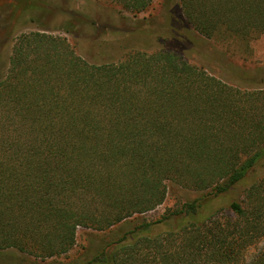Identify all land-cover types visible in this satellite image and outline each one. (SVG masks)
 Wrapping results in <instances>:
<instances>
[{
  "label": "trees",
  "instance_id": "1",
  "mask_svg": "<svg viewBox=\"0 0 264 264\" xmlns=\"http://www.w3.org/2000/svg\"><path fill=\"white\" fill-rule=\"evenodd\" d=\"M113 1L133 15L153 4ZM180 9L208 39L264 33V0ZM263 159L264 90L167 49L94 64L65 37L23 33L0 76V250L61 256L80 227L113 233L163 204L171 183L201 195L100 238L80 264H264V180L244 186ZM242 185L228 213L214 205Z\"/></svg>",
  "mask_w": 264,
  "mask_h": 264
},
{
  "label": "rangeland",
  "instance_id": "2",
  "mask_svg": "<svg viewBox=\"0 0 264 264\" xmlns=\"http://www.w3.org/2000/svg\"><path fill=\"white\" fill-rule=\"evenodd\" d=\"M183 23L187 21L181 13L180 0H153L148 10L137 15L121 11V6L113 0H0V76L8 67L17 37L40 31L65 37L90 63L117 62L136 49H167L228 85L247 92L264 90V33L247 41L231 37L208 39ZM263 180L264 159L250 173L244 186ZM244 186L218 199L214 205L228 213L230 202L241 197ZM200 195L170 183L163 204L135 215L113 228V233L80 227L77 244L66 254L43 259L5 249L0 250V264H80L100 247V238L115 239L140 219L156 221L167 210L178 209L183 202ZM158 232L160 229L154 230ZM89 233L100 236L89 238Z\"/></svg>",
  "mask_w": 264,
  "mask_h": 264
}]
</instances>
